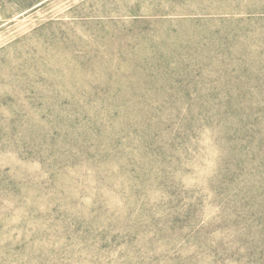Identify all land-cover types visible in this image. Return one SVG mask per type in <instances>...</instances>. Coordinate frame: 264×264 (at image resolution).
I'll list each match as a JSON object with an SVG mask.
<instances>
[{
	"label": "rangeland",
	"instance_id": "374dc122",
	"mask_svg": "<svg viewBox=\"0 0 264 264\" xmlns=\"http://www.w3.org/2000/svg\"><path fill=\"white\" fill-rule=\"evenodd\" d=\"M0 264H264V0H0Z\"/></svg>",
	"mask_w": 264,
	"mask_h": 264
}]
</instances>
